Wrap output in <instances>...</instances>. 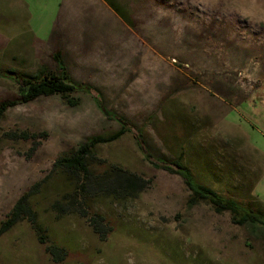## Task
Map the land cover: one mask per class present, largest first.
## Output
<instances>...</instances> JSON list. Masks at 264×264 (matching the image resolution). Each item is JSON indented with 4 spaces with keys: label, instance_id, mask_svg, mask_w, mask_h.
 I'll list each match as a JSON object with an SVG mask.
<instances>
[{
    "label": "rangeland",
    "instance_id": "374dc122",
    "mask_svg": "<svg viewBox=\"0 0 264 264\" xmlns=\"http://www.w3.org/2000/svg\"><path fill=\"white\" fill-rule=\"evenodd\" d=\"M23 1L0 0V66L54 71L58 50L91 92L69 94L74 105L39 97L1 117L0 223L31 191L45 236L18 223L0 236V264H264L263 227L188 205L182 179L149 163L134 137L153 160L182 157L201 183L264 207V0H107L122 16L105 0H65L54 15L55 0H35L44 41ZM17 97L0 75V101ZM122 122L132 132L86 162L94 176L120 167L142 177L135 197L82 191V171L55 166Z\"/></svg>",
    "mask_w": 264,
    "mask_h": 264
},
{
    "label": "trees",
    "instance_id": "16d2710c",
    "mask_svg": "<svg viewBox=\"0 0 264 264\" xmlns=\"http://www.w3.org/2000/svg\"><path fill=\"white\" fill-rule=\"evenodd\" d=\"M105 1L108 2L119 15L122 14L118 11L119 8L115 7L113 3L107 0ZM52 58L56 65L54 71L46 67H40L32 74H22L23 72L19 73L11 69H3L0 66V75H7L12 79L16 84L18 92V97L16 99L0 101V119L9 107L19 103H29L39 97L58 94L65 99L67 103L74 105L76 101L70 99L69 94L73 92H91V88L87 85L75 82L71 79L60 51H55ZM96 101L99 104L97 97ZM126 132H132V130L125 122H122L120 129L107 135H94L89 137L78 146V149L73 155L69 157H59L54 164L56 167H62L69 171H82L83 174H85L84 181L80 187L82 191L88 192L97 187V190H103L116 199H125L128 196L135 197L145 188V180L142 177L120 167H115L114 170L105 169L94 176L89 170L86 162V158L93 156L95 148L98 145L111 143L119 139ZM134 137L143 156L149 163L169 173L177 174L182 179L189 192L187 198L188 205L206 203L210 205L216 213L228 212L231 221L235 224H250L264 228V207L257 202L252 203L251 201L238 200L237 198L221 194L213 188L201 183L196 179L190 168L182 162V157L178 156L169 162L161 159L153 160V155L146 149L143 138L135 133ZM30 194L31 191L23 194L15 202L6 216V219L0 223V236L23 220H28L37 233L38 239H43L45 236L43 234V229L37 222L34 210L29 203ZM94 215L95 224L104 220L101 214L94 213ZM96 231L99 232L100 230ZM48 251L53 256L57 257L62 251V248L51 244L48 247Z\"/></svg>",
    "mask_w": 264,
    "mask_h": 264
},
{
    "label": "crops",
    "instance_id": "0c3cea01",
    "mask_svg": "<svg viewBox=\"0 0 264 264\" xmlns=\"http://www.w3.org/2000/svg\"><path fill=\"white\" fill-rule=\"evenodd\" d=\"M27 1H29V0H27ZM34 1L35 0H32V1L30 0V2H28L29 4L27 2H24L23 1V3L26 6L27 13H28V16H27V25L33 31V33L36 35V37L38 39L44 41V39L41 38L38 35V33H39L38 31H39V29L47 28L48 25H47V22H42L41 20H39L37 18L36 12L39 10V7H38L37 3H34ZM66 5L68 6V3L65 0H55V1H53L52 6L50 8V14H53L54 15L56 13L57 9H58V12H59V8H60L61 11H64V8H65ZM50 20H51V15H50ZM54 21H53V24H54ZM53 24H52V28L50 29V33H51L52 29L54 28V25ZM48 37L46 39H48Z\"/></svg>",
    "mask_w": 264,
    "mask_h": 264
}]
</instances>
